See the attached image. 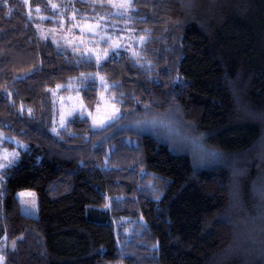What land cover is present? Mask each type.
<instances>
[{"label":"trees","instance_id":"1","mask_svg":"<svg viewBox=\"0 0 264 264\" xmlns=\"http://www.w3.org/2000/svg\"><path fill=\"white\" fill-rule=\"evenodd\" d=\"M132 7L145 43L99 64L43 39L23 0H0V129L28 144L0 190L17 240L6 263L264 264V0ZM94 73L122 116L53 134L50 90ZM99 94L85 82L89 108Z\"/></svg>","mask_w":264,"mask_h":264},{"label":"rangeland","instance_id":"2","mask_svg":"<svg viewBox=\"0 0 264 264\" xmlns=\"http://www.w3.org/2000/svg\"><path fill=\"white\" fill-rule=\"evenodd\" d=\"M23 1L39 35L75 58L95 59L102 64L119 51L136 53L147 39L131 28L133 0ZM80 1L86 5L81 6ZM88 80H96L100 87L99 103L94 109L86 105L82 95ZM111 86L104 74L94 73L81 74L68 83L53 87L50 90L53 114L49 130L58 134L77 116L88 119L93 129L104 128L119 119L122 111L113 99ZM27 149V143L0 129V190L7 170L20 162L22 152ZM17 196L23 204L24 213L38 216L35 191L22 190ZM16 244L17 240L8 243L0 223V264H7L6 250L8 247L16 248Z\"/></svg>","mask_w":264,"mask_h":264},{"label":"snow or ice","instance_id":"3","mask_svg":"<svg viewBox=\"0 0 264 264\" xmlns=\"http://www.w3.org/2000/svg\"><path fill=\"white\" fill-rule=\"evenodd\" d=\"M123 6V5H122ZM55 7V6H54ZM0 260H2V257H0Z\"/></svg>","mask_w":264,"mask_h":264}]
</instances>
